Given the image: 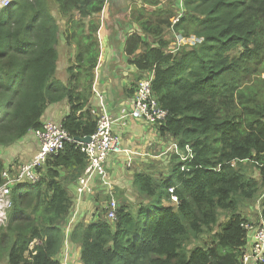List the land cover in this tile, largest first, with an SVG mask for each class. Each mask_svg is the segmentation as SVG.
Here are the masks:
<instances>
[{
  "label": "trees",
  "instance_id": "16d2710c",
  "mask_svg": "<svg viewBox=\"0 0 264 264\" xmlns=\"http://www.w3.org/2000/svg\"><path fill=\"white\" fill-rule=\"evenodd\" d=\"M107 2L15 0L0 10L1 149L40 130L47 108L62 102L70 106L62 125L73 139L96 133L90 99L100 53L97 17ZM185 6L175 25L176 12L171 23L140 17L142 32L127 38L125 50L137 70L154 72L153 92L169 113L159 134L182 149L189 145L193 157L182 162L172 154L177 162L163 179L153 170L137 172L138 203L121 207L115 222L97 215L75 226L71 242L80 246L81 264H243L249 220L240 207L264 189V0H186ZM56 8L66 20L67 45L79 42L66 82L56 76ZM170 29L198 41L173 53ZM86 166L81 148L68 143L49 158L38 183L13 189L9 222L0 225V264L60 260L75 205L70 190ZM8 167L0 157V186ZM221 212L228 213L224 223ZM204 236L207 245H195Z\"/></svg>",
  "mask_w": 264,
  "mask_h": 264
},
{
  "label": "crops",
  "instance_id": "0c3cea01",
  "mask_svg": "<svg viewBox=\"0 0 264 264\" xmlns=\"http://www.w3.org/2000/svg\"><path fill=\"white\" fill-rule=\"evenodd\" d=\"M107 1L104 10L97 17L100 22V28L97 34L100 53L95 70L94 84L97 85L100 91L106 92L111 112L114 116H118L120 108L131 107L137 83L147 75H144L134 65L130 64V57L125 50L127 38L135 32L139 34L142 32V21L139 22L141 16L137 15L138 12H142V14L146 13L145 15H147L148 13H154L158 9L156 6L157 0L153 2L155 3L153 7L150 5L144 7L143 2L145 0ZM171 1L174 2L172 8L176 12L175 0H159L157 5L162 7V3H164L170 8ZM53 14L61 27V39L57 46L59 60L56 76L58 79L66 82L69 79L68 68L75 63L78 55L77 45L79 42L76 41L73 45H67L65 40L66 33L64 31L66 28V20L61 18L57 8L53 11ZM77 18H79V15H77ZM170 31L174 32L170 29L168 32L169 35ZM180 37L175 34L176 44L173 42L172 45L176 46ZM187 41L188 39H185L184 45L187 44ZM90 105L94 107L96 105V100L93 95L90 99ZM69 111L70 106L65 102L50 105L47 108L43 120L62 123L69 114ZM114 129L122 138L124 147L133 150L135 153L133 156V166L132 168H126V156L124 154H115L110 158V192L107 193L104 189L96 187V196L91 197L86 194L80 196L77 191V183L71 188L70 194L75 202L74 210L77 212L75 221L72 222L71 229L67 235L69 239V242H67L68 259L72 264H81L80 246L71 242L72 231L79 223H90L94 217L97 218V215L100 216L102 214L101 211H98L101 208V196H106L107 200L108 198L117 197L122 207H133L138 203V191L133 184L135 174L137 172H152L151 170L158 168L157 164L166 161L164 152L166 143L171 138L170 136H161L155 129L145 126L144 123L139 121L130 122L126 128L117 124ZM4 150L5 154H0V157L4 159L6 166H11L13 169L31 161L39 151V143L35 132L29 134L15 146L5 148ZM254 177L260 180L259 173ZM259 194L261 198L258 200L259 203L260 201L262 203L264 192H262L263 195L261 192ZM259 194L256 196V200L259 198ZM258 208V221H254L251 216L248 214L245 215L244 212L241 214L246 218H251L249 219L250 222H259L262 215L259 205ZM61 258L63 259L62 256Z\"/></svg>",
  "mask_w": 264,
  "mask_h": 264
},
{
  "label": "built area",
  "instance_id": "2783aa9c",
  "mask_svg": "<svg viewBox=\"0 0 264 264\" xmlns=\"http://www.w3.org/2000/svg\"><path fill=\"white\" fill-rule=\"evenodd\" d=\"M15 0H0V10L7 9ZM186 0H175L176 17L172 19L173 25L180 22L186 11ZM196 41H198L196 39ZM195 41V42H196ZM188 42V41H187ZM185 43V39L180 37L177 45L172 50L176 53ZM154 72L148 73L138 83L131 107H122L119 109V115L114 116L108 103L107 94L100 91L97 85H93V97L96 105L91 106V114L97 121V130L91 136L88 144L77 143L62 123L47 120L43 123L42 128L35 132L39 143L38 153L31 161L20 165L18 168H9L3 172V184L0 186V225L6 226L9 222V214L13 209V189L17 186L35 185L41 179L40 170L46 165L49 158L60 154L65 150L68 143H76L81 152L87 158V166L84 173L77 181V191L80 196H96V187L104 189L107 193L111 190L109 182L110 158L113 155L124 154L126 156L125 167L132 168L133 150L124 147L122 138L115 132L114 127L120 124L126 128L130 122L139 121L144 123L159 133L161 127L168 119L169 113L165 110L155 93L153 92L152 83ZM164 152V156L172 153L186 162L193 157L192 148L187 145L182 149L177 140L170 142ZM167 144V143H166ZM175 189H170L171 203L177 206L178 197L175 195ZM106 219L115 222L117 220L118 210L121 208L120 200L117 197L108 198L104 204ZM72 223L66 227V241L61 253L60 260L56 264H72L68 259L69 239L67 235L71 229ZM248 233V248L243 264H264V218L261 217L259 222H248L244 225Z\"/></svg>",
  "mask_w": 264,
  "mask_h": 264
},
{
  "label": "rangeland",
  "instance_id": "374dc122",
  "mask_svg": "<svg viewBox=\"0 0 264 264\" xmlns=\"http://www.w3.org/2000/svg\"><path fill=\"white\" fill-rule=\"evenodd\" d=\"M155 0H145V2H143L144 3V7H146L147 5H150V6H152L153 7V3L152 2H154ZM159 3V0H157L156 1V6H157V9L158 10H155V12L154 13H148L147 15L148 16H144L143 14V16H141V17H145V18H151V16L152 17H154V19L153 20H157L158 19V17H162V18H167L168 19V21H169V23H171V20H170V18H172V16H173V14H175V10H174V8H172V4L174 3L173 1H171L170 2V8H169V6L168 5H166V4H164V3H162V7H160V5H157ZM55 7V5H53L52 6V8H54ZM146 9V8H145ZM170 9V10H169ZM143 10H144V8H143ZM54 11V10H53ZM140 13H142V12H138L137 13V15H140ZM146 14V13H145ZM157 17V18H156ZM61 18L63 19V17L61 16ZM72 25V24H71ZM71 25H69L70 27H71ZM66 28L64 29V31H65V33L66 32H68V27H67V25L65 26ZM75 29L77 30V33H79L80 32V30H79V27L75 24ZM171 36V37H170ZM174 37V35H173V32H171L170 31V35H169V33L167 32V35H166V40L168 41V39L170 38V39H172ZM169 39V40H170ZM189 40H188V42H187V44L189 43V44H193V43H195V41H196V38L194 37V38H188ZM264 77V76H263ZM168 140V139H167ZM171 141H173L172 140V138H169V140H168V142H167V147L171 144L170 142ZM5 148H0V154L2 155H4L5 154V150H4ZM171 155H172V153H169V154H167L166 155V161L165 162H160L159 164H157L158 165V168H154L153 169V173L157 176V178H159V179H163L167 174H169V172H170V168H171V165L173 164V162H177L176 161V159L174 158V160H173V157H171ZM246 168V170L248 171V174L249 173H251L252 172V168H251V166H250V164H248V166L247 167H245ZM258 172H254L253 173V175H256ZM252 175V176H253ZM261 191V194H262V192H264V189H261L260 190ZM263 195V194H262ZM258 196V195H257ZM261 197H260V194H259V198H257V200L255 199L254 201H249V202H245V203H243L242 204V206L240 207V212L241 213H245V215L246 214H248L249 216H251L252 218H253V220L254 221H258V219H259V217H258V211H259V208H258V205H259V207L261 208V201H260V203H259V200L258 199H260ZM101 199H102V201H101V208H99V212L101 211V215L105 218L106 217V211L104 210V204H105V202L107 201V197L106 196H101ZM75 203V202H74ZM122 207V206H121ZM74 208H75V205H74V207H73V210H72V214H71V216H70V219H69V222H68V224L67 225H69L70 223H72V222H74L75 221V218H76V214H77V212L74 210ZM134 212H135V210H134ZM227 217H228V213L227 212H221L220 213V222L219 223H224L226 220H227ZM249 219H251V218H248V220ZM249 222H250V220H249ZM216 230H218V227H215V231ZM210 240V237L209 236H204V237H202L200 240H197L196 241V243H195V245H200V246H205V244L207 245V243H208V241ZM247 249H248V247H247ZM4 264H7V263H4ZM250 264H255L254 262L253 263H250Z\"/></svg>",
  "mask_w": 264,
  "mask_h": 264
},
{
  "label": "water",
  "instance_id": "95a60500",
  "mask_svg": "<svg viewBox=\"0 0 264 264\" xmlns=\"http://www.w3.org/2000/svg\"><path fill=\"white\" fill-rule=\"evenodd\" d=\"M75 141L77 143H84V144H88L91 141V137H85V138H75Z\"/></svg>",
  "mask_w": 264,
  "mask_h": 264
},
{
  "label": "bare ground",
  "instance_id": "6f19581e",
  "mask_svg": "<svg viewBox=\"0 0 264 264\" xmlns=\"http://www.w3.org/2000/svg\"><path fill=\"white\" fill-rule=\"evenodd\" d=\"M3 10H5V9H3Z\"/></svg>",
  "mask_w": 264,
  "mask_h": 264
}]
</instances>
